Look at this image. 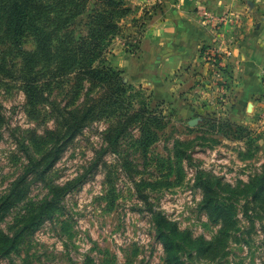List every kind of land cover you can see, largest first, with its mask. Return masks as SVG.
Masks as SVG:
<instances>
[{
    "label": "rangeland",
    "instance_id": "1",
    "mask_svg": "<svg viewBox=\"0 0 264 264\" xmlns=\"http://www.w3.org/2000/svg\"><path fill=\"white\" fill-rule=\"evenodd\" d=\"M121 1L130 12L109 37L103 60L162 119L147 151L138 146L137 128L108 144L104 134L112 120H102L70 143L48 174L40 175L43 167L32 172L42 152L31 139L53 130L54 119L49 105L29 102L20 57L0 41V264H167L161 233L179 245L185 264H264V193L254 199L264 190V108L248 126L231 122L230 109L218 111L229 86L218 77L228 72L224 63L210 65L218 76H206L202 86L183 80L185 68L169 73L171 64L148 48L167 31L150 20L158 9L161 17L163 3ZM248 2L258 8L256 32L264 25V0H242L251 10ZM95 3L90 0L89 11ZM211 15L229 17L223 26L237 19ZM86 21L82 16L73 23L77 36L86 32ZM36 47L26 34L23 50ZM59 86L48 98L63 107L72 102L71 82ZM8 240L11 247L2 249Z\"/></svg>",
    "mask_w": 264,
    "mask_h": 264
},
{
    "label": "trees",
    "instance_id": "2",
    "mask_svg": "<svg viewBox=\"0 0 264 264\" xmlns=\"http://www.w3.org/2000/svg\"><path fill=\"white\" fill-rule=\"evenodd\" d=\"M95 1L94 9L89 11L90 0H0V41H7L12 52L20 57L22 64L17 66L29 102L49 105L54 119L53 130L41 136L35 133L31 139L42 155L31 164L30 170L35 172L43 167L41 176L48 174L68 145L96 122L112 120V126L104 134L110 145L116 137L137 128L140 132L137 143L143 151L157 141L158 131L163 128L162 119L145 106L140 90L103 60L109 37L120 31L119 22L130 10L121 0ZM82 16L87 19L86 32L77 36L73 23ZM28 33L36 40L33 52L22 48ZM65 80L71 82L68 94L73 104L69 102L62 107L48 98V92ZM85 84L82 102L70 109L79 100ZM136 97L140 98L138 108L134 104ZM2 120L0 112V123ZM263 193L259 189L254 199H260ZM161 237L166 263L185 264L178 255L179 245L162 233ZM4 239L0 238V245ZM11 245L8 240L2 249ZM206 248L211 249L212 245Z\"/></svg>",
    "mask_w": 264,
    "mask_h": 264
},
{
    "label": "crops",
    "instance_id": "3",
    "mask_svg": "<svg viewBox=\"0 0 264 264\" xmlns=\"http://www.w3.org/2000/svg\"><path fill=\"white\" fill-rule=\"evenodd\" d=\"M158 1L163 3L162 15L156 16L158 9L150 20H158L155 24L167 31L154 39L157 45L148 44L151 53L161 63L171 64L169 73L175 75L185 68L183 80L187 77L196 84L201 82L202 86L209 82L207 77L211 74L218 76L205 62L202 49L216 48L228 70L218 77L229 84L223 91L226 103L218 111L224 114L230 109L227 114L231 122L250 125L254 115L264 108V25L256 32L252 29L258 8L248 2L250 10L241 4L242 0ZM205 13H227L237 19L224 26L215 25L207 22ZM136 69L144 68L139 64ZM176 82L170 84V96L176 93Z\"/></svg>",
    "mask_w": 264,
    "mask_h": 264
},
{
    "label": "built area",
    "instance_id": "4",
    "mask_svg": "<svg viewBox=\"0 0 264 264\" xmlns=\"http://www.w3.org/2000/svg\"><path fill=\"white\" fill-rule=\"evenodd\" d=\"M205 18L207 19V22H213L215 25H219L220 23H225L226 21H229V17L226 18L224 16L215 17L214 15L205 13ZM203 58L206 63L210 64L213 67H219L223 65L221 54L216 48L213 46H207L203 50Z\"/></svg>",
    "mask_w": 264,
    "mask_h": 264
},
{
    "label": "water",
    "instance_id": "5",
    "mask_svg": "<svg viewBox=\"0 0 264 264\" xmlns=\"http://www.w3.org/2000/svg\"><path fill=\"white\" fill-rule=\"evenodd\" d=\"M191 124H193V122H191Z\"/></svg>",
    "mask_w": 264,
    "mask_h": 264
}]
</instances>
